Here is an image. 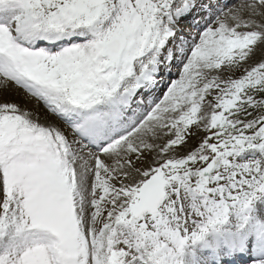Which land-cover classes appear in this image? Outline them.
<instances>
[{
  "label": "snow or ice",
  "instance_id": "snow-or-ice-1",
  "mask_svg": "<svg viewBox=\"0 0 264 264\" xmlns=\"http://www.w3.org/2000/svg\"><path fill=\"white\" fill-rule=\"evenodd\" d=\"M227 7L0 0V264H264V0Z\"/></svg>",
  "mask_w": 264,
  "mask_h": 264
},
{
  "label": "rangeland",
  "instance_id": "rangeland-1",
  "mask_svg": "<svg viewBox=\"0 0 264 264\" xmlns=\"http://www.w3.org/2000/svg\"><path fill=\"white\" fill-rule=\"evenodd\" d=\"M224 1L227 3L229 0H222V2ZM220 6L222 5L220 4ZM231 7L226 11L229 13V15L233 14L238 10V7H235V5ZM241 11L246 13V9H241ZM3 100L9 103L16 104L22 111H29L33 114V119L37 120V122L39 123H43L44 120L47 119L46 121L49 120L50 122H53V124L65 127L61 125V123L49 111H46L45 106L42 104V102L30 97L23 90L16 88L14 85L9 87L8 92L4 94Z\"/></svg>",
  "mask_w": 264,
  "mask_h": 264
},
{
  "label": "bare ground",
  "instance_id": "bare-ground-1",
  "mask_svg": "<svg viewBox=\"0 0 264 264\" xmlns=\"http://www.w3.org/2000/svg\"><path fill=\"white\" fill-rule=\"evenodd\" d=\"M220 1H222V0H220ZM247 2V0H229L227 3L224 1V5H227L228 7L227 8H224V11L226 12L231 6H234L235 5V7H238L239 5H243V4H245ZM224 5H222V6H220L221 8H223L224 7ZM234 8V7H233ZM231 9H232V7H231ZM230 9V10H231ZM202 27V26H201ZM36 100V99H35ZM46 109V108H45ZM46 111H48L47 109H46ZM42 112V111H41ZM45 114V113H44ZM47 119H45L44 120V122L42 123V122H40V124L41 125H44V126H47V125H49V124H53V122H50L49 120L48 121H46ZM61 123V122H60ZM59 123V124H60ZM62 125V124H61ZM64 126V125H63Z\"/></svg>",
  "mask_w": 264,
  "mask_h": 264
}]
</instances>
